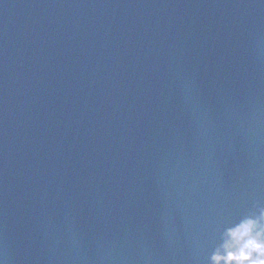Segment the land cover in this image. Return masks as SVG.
<instances>
[{
  "label": "water",
  "instance_id": "95a60500",
  "mask_svg": "<svg viewBox=\"0 0 264 264\" xmlns=\"http://www.w3.org/2000/svg\"><path fill=\"white\" fill-rule=\"evenodd\" d=\"M264 208V0H0V264H211Z\"/></svg>",
  "mask_w": 264,
  "mask_h": 264
},
{
  "label": "clouds",
  "instance_id": "9594fccd",
  "mask_svg": "<svg viewBox=\"0 0 264 264\" xmlns=\"http://www.w3.org/2000/svg\"><path fill=\"white\" fill-rule=\"evenodd\" d=\"M211 264H264V208L227 228Z\"/></svg>",
  "mask_w": 264,
  "mask_h": 264
}]
</instances>
